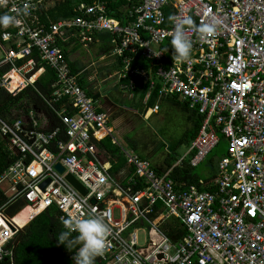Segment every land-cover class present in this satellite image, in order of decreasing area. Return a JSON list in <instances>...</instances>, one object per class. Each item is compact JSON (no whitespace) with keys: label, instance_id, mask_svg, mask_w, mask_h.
Segmentation results:
<instances>
[{"label":"built area","instance_id":"1","mask_svg":"<svg viewBox=\"0 0 264 264\" xmlns=\"http://www.w3.org/2000/svg\"><path fill=\"white\" fill-rule=\"evenodd\" d=\"M25 4L20 23L0 32V93L15 97L48 67L56 80L44 101L58 125L42 126L31 109L0 116V142L13 158L0 173V264H15L22 231L48 211L62 227L68 216L102 218L110 229L97 257L102 264H264V0H125L114 16L103 0H93L47 25L40 17L45 0H0V9L16 15ZM185 15L196 25L215 23L217 31L207 40L187 31L191 57L178 65L170 40ZM103 31L119 63L120 91L133 95L140 82L144 103L157 90L146 114L175 97L200 117L176 164L198 167L224 143L212 191L177 184L170 169L157 172L117 145L108 116L80 86L59 44L76 37L86 47ZM106 138L125 161L116 171L115 157L98 146Z\"/></svg>","mask_w":264,"mask_h":264},{"label":"trees","instance_id":"2","mask_svg":"<svg viewBox=\"0 0 264 264\" xmlns=\"http://www.w3.org/2000/svg\"><path fill=\"white\" fill-rule=\"evenodd\" d=\"M106 4V11L109 15H119L122 10V5L125 3V0H103ZM93 0H60L55 3V5L47 10L46 15L43 12H40L41 21L44 24H49L50 22L58 21L59 19L70 18L74 15V8L79 4L90 5ZM5 12L0 9V14ZM2 28H0L1 32ZM64 49L67 43H59ZM66 55V52H65ZM140 66L147 67L149 62L140 61ZM71 68V67H70ZM73 71V69L71 68ZM55 74L52 70L46 67L45 72L36 80V83L33 87H29L23 90L21 93L15 97H11L6 93H0V116L7 119L11 108L17 105L24 98L27 100L26 107H29L33 113L34 118H36L39 123L43 126L54 127L58 125V118L54 114L51 107H49L44 99L48 100L51 98L53 92L52 85L55 83ZM79 84L82 86V78L79 79ZM83 87V86H82ZM158 88V87H157ZM133 95H141L143 97L146 94V86L142 85L140 82L137 84ZM90 97L91 94L87 93ZM142 97V99H143ZM93 98V97H92ZM141 99V102L138 104L137 109L141 112H145L147 109L151 108L157 101V90L151 92L148 100L144 103ZM161 102H164L168 105L173 106L176 103H180L184 108L188 109L187 106L179 101L175 97H167L161 99ZM62 103L54 105L58 107ZM30 109H24V115H29ZM183 109V108H182ZM190 111V110H189ZM188 120L190 121V126L185 130L180 138L175 140L173 143L172 153L168 154L163 159V164L161 167L156 168L153 163L146 157L140 156L141 158L149 160L157 172H164L170 169L169 177L177 184L187 185H196L201 191L207 190L212 191L213 187L211 186L212 181L215 180V173L209 176L208 178L202 179L195 173V168L190 167L188 161H183L181 164H176L180 156H177V151L180 147L184 146L187 148L190 145L191 140L196 136L199 126L201 124V119L198 115L190 111ZM125 142L130 146L131 152L136 153L137 143L134 140L124 138ZM224 144L223 142L220 143ZM219 145V146H220ZM99 149L106 151L108 154H111L117 160V163L113 165V171H116L117 168L124 166L125 161L123 157L119 154V149L111 143L110 139L106 138L102 140L99 144ZM214 150L206 158L211 160L213 158ZM137 154V153H136ZM225 154V153H224ZM13 158L9 156V150L4 145L3 142H0V173L4 168L12 161ZM199 179L204 181V185L199 184ZM1 203V199H0ZM64 230L61 223L56 218V213L54 211H48L37 216L31 223H29L22 234L19 237V243L14 250V260L15 264H75L74 254L76 248H71L70 250L66 249L63 245L58 244V234L60 231ZM75 235V234H73ZM78 247V246H77ZM95 264H102L98 258L95 260Z\"/></svg>","mask_w":264,"mask_h":264},{"label":"rangeland","instance_id":"3","mask_svg":"<svg viewBox=\"0 0 264 264\" xmlns=\"http://www.w3.org/2000/svg\"><path fill=\"white\" fill-rule=\"evenodd\" d=\"M57 0H45V3L52 5ZM100 40H110L108 32L99 33ZM98 46L89 47L88 49L78 47L76 52L75 63L78 66L89 65L91 62L95 63L92 69H97L102 62H97ZM73 51L70 53V58L73 59ZM82 64V65H81ZM115 82V76L110 77L105 82L100 83V95L108 94L112 96L113 99L119 100L118 104L130 108L136 109L138 107V102L143 97V94L137 95L134 102L131 105L127 102V99L121 98L120 92L118 93L116 89L118 87H113ZM113 95L117 96L114 97ZM123 101V102H122ZM159 110L148 117L142 116L141 111L133 114L135 110L122 111V114L117 113L116 117V127H114L112 136L116 140L117 145L122 147L124 150L131 152L130 146L125 142L124 138L134 140L137 143L136 153L140 156H146L156 168H159L163 164V159L170 153H172L173 143L175 140L181 137L185 130L190 126V121L188 117L190 111L183 107L182 104L176 103L173 106L168 105L161 100L157 103ZM27 100L24 98L17 105L11 108L9 113L10 118L21 117L24 115V109H30L26 107ZM134 105V106H133ZM183 108V109H182ZM150 112V111H149ZM143 115V114H142ZM177 156H185L186 148L184 146L180 147L177 151ZM225 145L221 144L218 146L213 153V158L211 160L207 159L197 168H195V173L202 179L208 178L216 172L217 161L224 155Z\"/></svg>","mask_w":264,"mask_h":264},{"label":"clouds","instance_id":"4","mask_svg":"<svg viewBox=\"0 0 264 264\" xmlns=\"http://www.w3.org/2000/svg\"><path fill=\"white\" fill-rule=\"evenodd\" d=\"M28 8L29 6L25 4L22 9H14L16 15L0 14V28L6 29L20 23L19 14L27 15ZM189 30L197 33L201 40H207L216 34L217 25L215 23L196 25L187 15L175 23L170 45L173 50L172 59L178 65L187 62L191 57L193 45L186 36ZM7 35L8 33H5V36ZM62 223L64 230L58 234V244L68 250L76 248L73 257L75 264H95L96 258L104 254L107 245L110 229L105 221L99 216L90 214L85 218L68 216Z\"/></svg>","mask_w":264,"mask_h":264},{"label":"crops","instance_id":"5","mask_svg":"<svg viewBox=\"0 0 264 264\" xmlns=\"http://www.w3.org/2000/svg\"><path fill=\"white\" fill-rule=\"evenodd\" d=\"M58 1H60V0L55 1L54 3H52V5H49V3L47 2L46 3L47 9L49 10L50 8H52L55 5V3ZM66 43L67 44L64 48H65L66 58L68 60L69 66L73 69V72L80 74L79 79L82 78V84L81 85L87 91V93L91 94L93 99L96 101L98 111L103 112L108 116V122L112 128L116 127V121L118 120V117H116L117 113L122 114L123 110L129 111V112L131 110L132 111L135 110V112L133 114H136L137 112L140 111L139 109H137V107H136V109H133V108L130 109V108L126 107L125 103H129L131 105V102L132 101L134 102L136 96L129 95L127 93H123L119 89L118 80H117V72L119 70V63L115 58H113V56H110V49H111L110 40L109 41L100 40L99 34H97L94 36L92 43H90L86 47H84L76 39V37H71ZM96 45L98 46V50H97V54H96V57H98L97 62H102V64L97 69H92L95 66L94 62H91L89 65L78 66L74 61V59H76L75 50L79 46L82 48L88 49L89 47H93ZM72 51L74 52L73 53V56H74L73 59L70 58V55H71L70 53ZM45 70H46V68H45ZM45 70H44V72H45ZM112 76H115V82L113 83L112 86L118 87V89H116V90L118 93L120 92L121 98H123L124 101H125V99H127V102L123 103V104H125V106L118 104L119 100L113 99V97L109 96L107 93L102 94V95H100V93H99L100 83L105 82L107 79H109ZM113 96L117 97L115 95H113ZM142 101H143V99H142ZM140 102H141V100H140ZM140 102H138V103H140ZM141 113L143 114V115L140 114L141 117L142 116L148 117V116H150L151 112L148 111L147 114H146V111L141 112Z\"/></svg>","mask_w":264,"mask_h":264},{"label":"water","instance_id":"6","mask_svg":"<svg viewBox=\"0 0 264 264\" xmlns=\"http://www.w3.org/2000/svg\"><path fill=\"white\" fill-rule=\"evenodd\" d=\"M56 169H58V171L60 173L63 172V168L60 165L56 166ZM67 180H69L75 187H77L82 193H84V189L78 184L77 181L74 180V178L71 175H67L66 176Z\"/></svg>","mask_w":264,"mask_h":264}]
</instances>
